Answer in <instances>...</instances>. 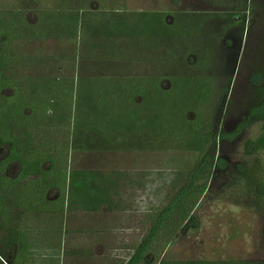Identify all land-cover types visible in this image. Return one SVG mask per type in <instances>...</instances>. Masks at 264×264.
I'll return each instance as SVG.
<instances>
[{"label":"rangeland","instance_id":"1","mask_svg":"<svg viewBox=\"0 0 264 264\" xmlns=\"http://www.w3.org/2000/svg\"><path fill=\"white\" fill-rule=\"evenodd\" d=\"M36 1L40 4L41 9L48 8L51 10L58 7V9L56 8L57 12L60 13V10L64 13L68 12L66 7H60L63 5V0ZM71 1L76 2L75 0ZM83 1H86L89 6L93 3L92 0ZM251 1L106 0L107 5L111 4L116 8L126 7L128 12H152L161 15L164 13L165 19L172 17V19H166L170 25L165 27V32L168 33L169 29L170 32L166 33L164 38L162 35L163 61L165 63L162 67L163 70L153 74L152 70L159 69V67L152 69L144 64L139 66L135 64L141 62L139 60L144 61L146 59L153 62L157 61L156 58L150 57V54L145 59L129 58L134 62L131 60L126 62L134 66H125L120 69L123 72H127L125 69H128V73L132 71L133 74L130 76L132 82L141 80L146 81V83L156 80L162 82L164 87L162 92L166 96H162L164 101L153 98L154 93L160 92L156 88L152 90L140 89L136 91L137 96L134 100L136 104L131 107V109L138 111L139 116L126 117L124 121L125 126H132L135 133L141 130L144 135L150 138H161L155 143L158 147L169 146V148L164 149L165 151L158 149L156 151L149 147L148 151L141 153H100L98 152L100 151L99 147L93 146L87 151L83 150L82 154L69 152L64 149L66 148L64 147L66 138L63 136L67 129H71L73 127L71 125L74 122L75 124L78 123L77 121H80L82 117H69L71 119L68 122L67 117H33L36 123L32 120V124L42 128L39 130L42 131L43 136L48 134L53 139L59 135L60 131L63 132L62 135L60 134L62 139H57L62 142V151L56 149L53 154L50 153L53 164L44 165L45 172L50 174L53 169L54 175L65 173V176H69L76 171L99 169L104 164L103 166L106 165L108 169L112 167V169L138 172L139 175H147L150 179L159 180L163 178L168 188L166 191L163 190L165 194L171 190L177 191L179 189V186L186 181V173L201 157L198 152L177 150L175 149L177 148L176 145L185 147V138L188 135L193 141L202 134L203 137L204 134H211V132H215V134L224 132V140L219 143L216 142L208 154L213 151L214 157L217 158L219 155V159L226 164V168L211 172L206 193L201 196L200 201L189 215L188 221L183 225L184 229L172 240L164 252L157 253L161 262L165 264H231L242 262L264 264V209L256 201L250 186L245 184L241 186L240 182L234 181L236 174L234 169L253 171L259 178L264 176V152L252 153V155H245L244 152L245 142L256 137L259 125L251 124L241 132L236 130L239 120L247 112V108L242 106L254 104L258 98L264 97V89L260 94L255 93L254 90L257 88L259 80L263 79L264 81V0L253 1L255 8H260L259 13L255 9L257 13H253L254 15L242 9L246 7V4L247 9H250ZM29 2V0H0V46L5 39H10L7 56L9 63L5 70L6 83L5 88L0 89V104H4L6 101L22 104V100L28 96L27 90L18 89V79H22L23 74L21 71L15 72L19 68L17 66L14 68L11 52L16 53L18 51V47L14 49L13 46L17 35L15 30L18 19L28 21L31 16L30 13L35 12V8L29 7ZM97 4L100 7V3L97 2ZM47 12L51 11L47 10ZM40 13L38 12L37 15ZM150 25L151 32H155L154 27L156 26L160 33L163 32V28L157 22L153 26V21H151ZM163 39L165 40L163 41ZM24 53L28 55L29 50H25ZM121 58L123 60L128 59L127 57ZM93 71L99 72L101 69L97 68ZM254 72L256 73L254 74ZM160 77L161 79H159ZM105 85L107 84L104 81H96L94 86L98 87L99 90L94 89L92 92H104ZM75 89L76 95L78 94L77 103L81 104L80 106L84 109L80 114L90 115V111L92 113L98 111L95 119L91 116L92 120L98 124L102 122L101 128H106L107 123L110 124L109 111L102 108V103L98 107L95 105L96 102L91 105L89 99L84 98L86 96L85 91L77 89V87ZM107 92L112 95V98H107L108 103L114 99L120 101L124 96L127 99V95H120L125 91L110 89ZM224 94L225 96H223ZM222 97H225L224 100ZM96 100L100 101V99ZM123 103H127V108H130V100L123 101ZM238 105H241V108H238ZM2 106H0V112L6 111L7 109L1 108ZM23 109L26 117H30V108L24 107ZM77 115L79 114L77 113ZM0 117H2L1 114ZM106 119L108 120L105 121ZM139 122L141 129L136 128V124ZM122 123L123 119L120 118V125H114L108 134L121 136V139L127 136L124 128L120 127ZM143 129L145 132L142 131ZM164 137L167 139L165 140ZM109 138V136H101V145L106 146L105 142ZM129 144L127 142L124 146L130 147ZM116 145H120L119 141L116 142ZM6 151L7 147L1 148L0 156H4ZM112 160L115 162L112 164L113 166L110 163ZM18 167L16 164L14 168L11 167L8 170L9 172H4L8 180H14L18 173ZM20 190L16 188L13 197L19 198ZM57 195H60V192L52 190L47 200L52 202L54 198L58 199L59 196ZM138 207L134 209V214L135 217H142L140 223L133 219L131 224V221L128 222L127 219L123 223L124 227L134 225L125 228L127 231L119 235L130 239V242L135 241V239L138 240L140 230L143 227H149L142 225V221L146 220V215L145 218L141 215L143 212L145 214L144 206L140 203ZM13 212H16L15 208L11 209L12 214ZM128 217L129 215H127ZM81 220L78 218L75 221ZM24 221L26 224L22 230L21 245L25 251V264H46L53 260L50 258L57 259L55 257L59 256V252L54 247H56L55 244L59 237L57 231L53 229L55 226L49 223L50 221L44 223L43 218L36 217L35 214ZM40 221L42 222L40 223ZM85 227H87L86 224ZM111 234L114 235L115 233L111 231ZM67 237L70 235L68 234ZM63 240L65 241V239ZM84 241L82 237L78 241L75 235L66 239L68 255L73 260L76 259L73 264L80 263L77 262L78 255L90 259V256H86L89 255L88 253L79 250ZM98 248L99 246L96 244L94 248L95 258H92V261H95L94 264H100L98 262L100 258L105 260L101 264H108V260L115 257ZM118 252V258L125 257L128 253V251ZM150 260V263L153 264L155 258Z\"/></svg>","mask_w":264,"mask_h":264},{"label":"trees","instance_id":"2","mask_svg":"<svg viewBox=\"0 0 264 264\" xmlns=\"http://www.w3.org/2000/svg\"><path fill=\"white\" fill-rule=\"evenodd\" d=\"M75 1L76 2L63 0L62 4L67 3L66 5L69 11L90 10L92 6L99 7L97 2L100 3L99 8L102 10H111L114 8L111 4L107 5L106 0H92L93 3H91L90 6L86 1ZM253 1L254 0L251 1L250 9H247V4L245 8H242L249 13L251 12L252 15H254L253 13H257L255 9L258 10V13L260 9L258 7L255 8ZM169 30L168 33L170 32ZM9 45L10 40L5 39L4 42H2L3 47L0 46V89L5 88V70L9 63L7 57ZM255 73L256 72H254V74ZM263 84V79L259 80L257 88H254L255 93L260 94L263 92ZM223 96H225V94ZM224 98L225 97H222V100H224ZM5 103L0 104V106L3 105L1 108L8 110L0 112L2 115V117H0V150L1 148L7 147L4 156H0V264H25V251L22 249L21 245L23 240L22 230L26 224L24 220L29 216H34V214L36 217H42L44 223L50 221L49 223L55 226L53 229L57 231L59 237L55 244L56 247H54V249L59 252V256L57 255V257H55L57 259L50 258L53 260L48 261L46 264H73L76 261V259L73 260L68 255V248H66V239L71 238L73 235L77 237L78 241L80 237L85 240L79 247V250L80 252L84 251L86 254H89L86 256H90V259H87L83 255H78L77 262L80 263L77 264L95 263V261H92V258H95L94 248L96 244L98 246H104L105 249L103 250L108 252L109 255L115 256L111 257L112 260H108V264H151L150 259L153 257L155 258L153 264H165L161 262L159 254L157 253L164 252L171 244L172 240L184 229L183 225L188 221L189 215L200 201L201 196L206 193L211 172L213 173L216 169L220 171L226 168V164L219 159V155L217 158L214 157L213 151L208 154V151L210 152V149L212 147L214 148L216 142L219 143L224 140V132H218V134L211 132V134H204L203 137L202 134L193 141L190 139L191 136L188 135V137L185 138L186 146L176 145L177 148L175 149L198 152L201 154V157L186 173V181L179 186L177 191L171 190V192L166 194L163 192V190H168L165 183L162 187L153 190L150 189L148 192V207L144 208L145 214H141L143 218H145L146 215V220L142 222L149 227L141 229L138 240L134 241L130 246L126 245L125 247V245L122 244L123 246L120 248V245L117 244L116 247H109L112 245H110L109 242H103L104 237L98 232V230L102 228L93 230L92 227L79 225V223L75 221L76 213L80 211L81 206H84L82 201L86 202L88 200L87 205L89 206L98 205L94 198L99 199V185L102 184L103 181L105 182V180L97 177L95 180L89 181L84 178V175L74 173L69 176H65V173L63 175L60 173L54 175L53 169L50 171V174L45 172L44 165L53 164L50 153L53 154L56 149H60V152L62 151V142L57 139H62L60 138V134L62 135L63 132H59V135H57L59 137L55 136L53 138L52 136L53 139H51L48 134L43 136L42 131L39 130L42 128L32 124L33 122L36 123L33 117H26L23 115L24 105L14 102L9 103V101ZM242 107L247 108V112L245 116L241 117L239 120L240 122L237 124L236 130L241 132L246 130L251 124L259 125L256 137L245 142V155L264 152V97L258 98V101L254 104L243 105ZM105 108L107 109L108 107ZM238 108H241V105H238ZM69 117H72L71 112H69ZM69 117H67V122L71 119H69ZM95 118L96 117H94V119ZM110 119L111 117L109 120ZM107 120L108 119L105 121ZM77 122L76 124L74 122L73 125H71L73 127H71V129L68 128L63 136L66 138L64 145V147H66L64 148L65 151L79 153L83 150L87 151L93 146L99 147V144L102 143L101 136L110 137L109 140L105 142V145L108 147H112L119 141L120 145H117L118 148H124L127 142L130 143L129 145H132L134 149L138 147L148 150L150 147L155 150L165 151L164 149L169 148V146H165V148L162 146L158 147L155 142L161 140V138L153 139L144 134L141 135L139 133L141 130L139 132L137 131V133L133 131V135L124 136L123 141L120 136L108 134V131L113 128L114 123H107L108 125L105 126L106 128H101V121V123L98 124L95 120H92L91 116L86 115L84 117L82 116L80 121ZM137 129L141 128L137 127ZM164 139L166 140L167 138L164 137ZM37 143L39 144L36 145ZM167 144L169 143L167 142ZM16 164L19 166L17 169L18 173L13 181L8 180L4 172H9L8 170L11 167L14 168ZM234 170H236L234 181L240 182L241 186H244V184L250 186L251 190L254 192L256 201H258L262 209H264V176L259 178L253 171ZM50 176H52V178H50ZM133 182L136 183L135 180H133ZM108 185H110V183H107V186ZM16 188L21 189L19 198H17V196L13 197ZM52 190L60 192V195L56 201L51 202L47 200V198L49 192ZM172 192L174 194H171ZM10 196L12 198H9ZM13 208L16 209V212L12 214L11 209ZM101 208L102 205L97 207L96 210L92 208H86V210L100 212ZM133 212L135 211L133 210ZM41 222L42 221H40V223ZM50 227L52 229V226ZM68 234L70 237H67ZM104 236H107V234ZM63 239H65V241ZM97 241L101 244L97 243ZM112 251L115 252L113 253ZM118 251H128V253L125 257H121V255V258H118ZM108 254L106 253V255ZM83 258H85V260L82 261ZM103 259L104 258H100L98 262L101 264V262L105 261ZM39 261L41 262V260ZM231 264L255 263L242 262Z\"/></svg>","mask_w":264,"mask_h":264},{"label":"crops","instance_id":"3","mask_svg":"<svg viewBox=\"0 0 264 264\" xmlns=\"http://www.w3.org/2000/svg\"><path fill=\"white\" fill-rule=\"evenodd\" d=\"M29 1V7L35 8V12L30 13L32 17L30 16L28 21L18 19L15 30L17 35L13 44L14 49L18 47V51L11 53L13 54L12 63L14 68L16 66L19 68L15 72L21 71L23 74L22 79H18V89L28 91V96L21 103L30 108V117H69V112H71L72 117H84L85 115L80 114L84 109L80 106L81 104L77 103L78 94L76 95L75 89L77 87V89L85 91L86 96L84 98L89 99L91 105L96 102L97 107L100 103H102V108L108 107L106 111H109L110 122L114 123L113 128L116 124L120 125L121 118L123 123L120 127L124 128L127 136L133 135L134 128L132 126L126 127L124 119L139 116L138 111L131 109L136 104L134 103L137 96L136 91L156 88L160 92L154 93L153 98L164 101L162 100L164 87L160 80L148 83L142 80L132 82L133 80H130V76L133 74L132 71L128 73V69H125L127 72L120 71V69L125 66H134L126 62L131 60L129 58L145 59L150 54V57L156 58L157 61L153 62L146 59L144 61L139 60L141 62L135 64L138 66L144 64L152 69L159 67V69L152 70L153 74L156 71L163 70L162 67L165 63L163 61L162 35L164 38L166 34L165 27L170 25L166 22V19H172V17L165 19L164 13L161 15L152 12H128L126 7L102 10L94 6L90 10H68L66 13L60 10L59 13L56 11L58 7L51 10L48 8L41 9L38 1ZM66 4L60 7L67 8ZM37 5L38 8H36ZM47 10L51 12H47ZM38 12H41L40 17L37 15ZM151 21H153V26L157 22L163 28V32L160 33L157 26L154 27L155 32H151ZM15 41L17 42L15 43ZM25 50H29L28 55H25ZM121 57H127L128 59L123 60ZM131 62L134 61L131 60ZM97 68L101 71L94 72L93 69ZM27 74L29 76H26ZM100 80L107 84L104 87L105 91L93 93L94 89L99 90L94 84ZM14 84L16 85V82ZM110 89L125 91L120 95H127V99L124 96L120 101L114 99V101L108 103L107 98H112V95L107 92ZM96 99H100V101ZM126 100L131 101L129 103L130 108H127V103H123ZM97 112L92 113L90 111V115L86 116L96 117ZM23 115L26 116L25 113ZM139 125L140 122L136 124V128H141ZM142 131L145 132V129ZM139 133L143 134L141 131ZM109 147L102 146L100 143V151L98 152L141 153L148 151L146 148L136 147L134 149L132 145L127 148H118L116 144ZM79 153L82 154V152ZM113 161L110 162L111 165L115 163ZM103 165L99 169L93 168L90 171L73 172L72 170L74 174L84 175V178L89 181L95 180L97 177L105 180L99 185V199L94 198L98 205L89 206L87 205L88 200L86 202L82 201L84 206H81V209L79 208L80 211L76 213V219L81 218L82 220L78 222L79 225L85 226L86 224V226L92 227L93 230L102 228L98 232L104 237L103 242H109L112 245L109 247H116L117 244L120 245V248L123 246L122 244H125V247L126 245L130 246L134 241L130 242V239L119 235L124 234L127 231L125 228H130L134 224L124 227L123 223L127 219L128 222L131 221V224L133 219L140 223L142 217H135L133 210L139 208L140 203L144 208H147L149 190L162 187L165 182L163 178L159 180L150 179L147 175H139L138 172L112 169V167L108 169L106 165ZM107 183H110V185L107 186ZM56 200L54 198L52 201ZM100 205H102L100 212L86 210V208L96 210ZM127 215H129L128 218ZM111 231L115 234L112 235ZM106 234L107 236H104ZM97 243L100 242L97 241ZM99 249H105V247L99 246Z\"/></svg>","mask_w":264,"mask_h":264}]
</instances>
